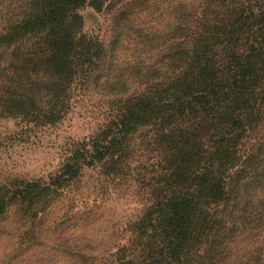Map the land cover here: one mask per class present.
Returning <instances> with one entry per match:
<instances>
[{"label":"trees","instance_id":"trees-1","mask_svg":"<svg viewBox=\"0 0 264 264\" xmlns=\"http://www.w3.org/2000/svg\"><path fill=\"white\" fill-rule=\"evenodd\" d=\"M86 7L111 15L107 44ZM78 84L108 98L105 121L47 177L0 175L11 261L58 234L63 256L104 264L82 214L46 225L91 169L146 203L113 264H264V0H0V119L56 127Z\"/></svg>","mask_w":264,"mask_h":264},{"label":"rangeland","instance_id":"rangeland-1","mask_svg":"<svg viewBox=\"0 0 264 264\" xmlns=\"http://www.w3.org/2000/svg\"><path fill=\"white\" fill-rule=\"evenodd\" d=\"M81 15L83 31L107 44L112 37L111 15L92 7L81 10ZM109 108L106 96L93 87L78 84L72 93L68 115L56 127L25 133V126L17 125L15 119H0V135L4 140V146L0 149V175L38 178L56 172L67 145L73 140L89 137L105 121ZM96 179L95 171H84L80 197L72 195L50 211L46 216L47 231L51 233L49 228L67 227L63 225L69 224L65 218L72 216V213L82 214L88 219L87 223H91L88 236H93L96 246L101 249L94 255L104 264H113V252L125 241L127 224L141 215L146 203L134 183L103 190ZM13 222L14 218L11 217L7 226L9 232L0 236V264H80L56 251L53 240L57 239L58 234H54L52 242L45 243L48 246L40 243L35 252L11 261L18 247L15 236L19 228Z\"/></svg>","mask_w":264,"mask_h":264}]
</instances>
